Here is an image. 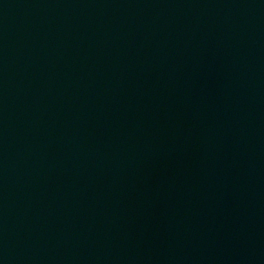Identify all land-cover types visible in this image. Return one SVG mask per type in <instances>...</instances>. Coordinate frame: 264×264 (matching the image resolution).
Listing matches in <instances>:
<instances>
[{
    "label": "water",
    "instance_id": "water-1",
    "mask_svg": "<svg viewBox=\"0 0 264 264\" xmlns=\"http://www.w3.org/2000/svg\"><path fill=\"white\" fill-rule=\"evenodd\" d=\"M0 264H264V0H0Z\"/></svg>",
    "mask_w": 264,
    "mask_h": 264
}]
</instances>
